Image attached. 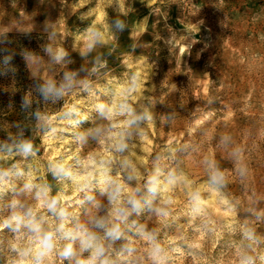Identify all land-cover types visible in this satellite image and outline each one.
<instances>
[{
	"label": "rangeland",
	"instance_id": "1",
	"mask_svg": "<svg viewBox=\"0 0 264 264\" xmlns=\"http://www.w3.org/2000/svg\"><path fill=\"white\" fill-rule=\"evenodd\" d=\"M60 51L66 54L56 60ZM66 74L72 86L59 99L45 98L48 82L59 88ZM123 100L151 119L129 127L126 117L100 116L98 105ZM72 107L78 116L66 115ZM96 129L101 134L94 139ZM117 132L126 134L123 153L113 148ZM81 134L86 142L76 139ZM20 140H30L36 155L0 153V169L16 164L35 183L49 184L50 195L90 230L97 231L89 219L109 208L107 195L95 181L77 192L71 181L53 178L50 163L83 174L78 161L104 159L110 175L119 173L126 187L142 191L157 167L162 180L172 172L176 183L152 203L169 216L145 208L129 218L158 233L168 264H239L241 251L264 264V0H0V144ZM124 160L138 180L127 181ZM215 169L225 175L219 191L210 183ZM27 179L11 178L16 191L0 196V219L10 214L13 198L36 207L34 194L17 195ZM197 192L206 202L200 213L193 211ZM86 194L104 210L78 205ZM168 196L174 203L164 205ZM246 228L259 240L255 251L246 247ZM134 233L126 230L113 244V258L130 243L133 264H152L148 243ZM12 239L7 229L0 232V264L14 255L7 247ZM53 262L60 264L55 255Z\"/></svg>",
	"mask_w": 264,
	"mask_h": 264
},
{
	"label": "clouds",
	"instance_id": "2",
	"mask_svg": "<svg viewBox=\"0 0 264 264\" xmlns=\"http://www.w3.org/2000/svg\"><path fill=\"white\" fill-rule=\"evenodd\" d=\"M118 27H123L119 22ZM98 33H92V37L88 43V50L91 51ZM66 53L60 51L55 57L60 60ZM95 71V69H93ZM67 84H61L56 88L53 82L49 81L47 86L42 89L45 98L49 94L54 99H59L65 94V90L72 86V78L66 74ZM136 86V78H133V89ZM87 89V84L85 83ZM25 104L28 103L25 99ZM97 110L101 117L112 120L114 116L126 117L124 123L129 127L138 126L141 121L150 120L151 116L147 111L137 114L135 109L127 103L126 100L121 101L118 105L113 103L111 106L100 104ZM72 114L79 115L78 109L72 107L67 116ZM37 118L40 117L36 113ZM75 124L79 121H70ZM113 128L117 125L113 124ZM54 131V129H53ZM101 134L100 129H96L93 138H98ZM128 136L131 134L128 133ZM113 148L117 153H123L128 145L126 134L124 132L112 133ZM78 141H85L86 136L77 135ZM0 153L8 155H19L24 159L36 155L33 143L30 140H20L12 144H0ZM3 158V157H0ZM77 163L85 169L81 174L79 171H74L65 163H50L49 171L53 178L58 181L69 180L77 185V192H85L91 189L93 182L98 187L101 195H107L109 208L105 215H96L89 219V224L93 229H89L88 225L82 224L76 219L73 213L69 212L68 208L61 203L59 196H52L51 186L47 183H35L31 172L25 173L23 169L13 164L9 169H0V196L6 191L15 192V185L11 183L12 177L27 176L28 179L19 189L20 193L34 194L33 198L37 201L36 207H31L21 202L19 199L13 198L7 207L10 209V214L3 219H0V232L7 229L13 234V239L8 242V251L10 257L4 264H54L53 256L59 258L60 264L67 261L68 264H133L129 258L133 256L136 249L131 244L122 246L115 252L113 258L112 246L116 241L125 237L126 230L135 228V236L146 241L149 245L147 254L152 264H168L171 257L167 249H165L158 241V233L155 230L149 231L143 225H136V221L129 223V218L133 215H139L145 208L154 211L158 216L168 217L169 212L163 207H152L153 200L160 195L162 191L167 190L168 185H174L177 177L174 173L169 172L167 176L161 179V169L157 167L154 173L147 177L141 187L128 188L122 182L120 174L116 177L110 175L111 169L106 166L108 162L101 159L97 162L96 159L89 156L86 163L78 161ZM91 170H87L88 168ZM121 167L131 169L126 173L127 181L131 182L138 180L136 170L131 167L127 160L121 163ZM210 183L216 191L225 185V175L219 169H215L210 175ZM164 186L163 188L161 186ZM69 199V198H65ZM194 201L193 211L200 213L202 205L206 202L200 198L199 193L192 196ZM85 202L91 203L98 212L104 210V206L97 202L92 195L86 194L83 200H77L78 205H83ZM164 205L174 203L171 196L162 200ZM46 210L50 214L51 219L41 211ZM259 219V216L257 217ZM75 221V222H74ZM102 233V235H99ZM244 239L249 241L246 245L247 249L255 251L253 245L258 244L259 240L254 234V229L246 228L243 233ZM65 242V243H61ZM79 243V251L75 245ZM0 241V245H2ZM199 246V245H197ZM179 251V249H174ZM87 252V258L83 257V253ZM3 254V247H0V255ZM239 264H254V258L246 252L241 251Z\"/></svg>",
	"mask_w": 264,
	"mask_h": 264
}]
</instances>
